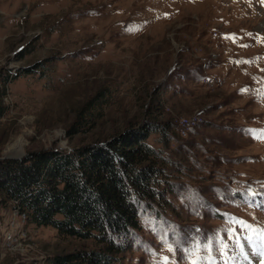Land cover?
I'll list each match as a JSON object with an SVG mask.
<instances>
[{
	"label": "rangeland",
	"instance_id": "374dc122",
	"mask_svg": "<svg viewBox=\"0 0 264 264\" xmlns=\"http://www.w3.org/2000/svg\"><path fill=\"white\" fill-rule=\"evenodd\" d=\"M263 19L261 0H0V158L169 124L147 139L163 198L143 205L116 264H205L209 238L222 264L229 230L264 229ZM13 208L0 203V264L99 246Z\"/></svg>",
	"mask_w": 264,
	"mask_h": 264
},
{
	"label": "trees",
	"instance_id": "16d2710c",
	"mask_svg": "<svg viewBox=\"0 0 264 264\" xmlns=\"http://www.w3.org/2000/svg\"><path fill=\"white\" fill-rule=\"evenodd\" d=\"M0 79L5 84L9 77L0 74ZM5 110L0 99V119ZM168 127L146 121L69 151L46 148L0 158V203L14 207L33 225L99 244L56 254L52 264H116L124 236L140 226L143 205L163 198L157 189L160 156L147 139L160 131L165 136Z\"/></svg>",
	"mask_w": 264,
	"mask_h": 264
},
{
	"label": "snow or ice",
	"instance_id": "6c2138e0",
	"mask_svg": "<svg viewBox=\"0 0 264 264\" xmlns=\"http://www.w3.org/2000/svg\"><path fill=\"white\" fill-rule=\"evenodd\" d=\"M264 3V0H261ZM257 195V194H252ZM241 225V234L237 235L233 230L228 231V237L231 241V248L233 252L231 255L229 252V245L225 244L222 240L216 241V245L219 247L220 257L222 259V264H240V261L243 260L245 264H252V261L249 260V256H259V264H264V229H252V226L247 224V222L240 221ZM245 229L249 231L247 234H244ZM214 241L212 238L208 239L206 244L200 242L197 243L196 249L200 250L201 247L208 252L207 257H200L198 259H203L205 264H214V258L211 256L213 250ZM172 247L169 246V251H172ZM177 251H188V249H179L177 245ZM167 261V257L164 258ZM191 264H196L195 261Z\"/></svg>",
	"mask_w": 264,
	"mask_h": 264
},
{
	"label": "built area",
	"instance_id": "2783aa9c",
	"mask_svg": "<svg viewBox=\"0 0 264 264\" xmlns=\"http://www.w3.org/2000/svg\"><path fill=\"white\" fill-rule=\"evenodd\" d=\"M195 123H196V119H193V120L187 119L185 121L183 128L182 127L181 128L184 130H188L189 128L192 127V124H195ZM13 212H14V214L20 215L22 217V219L26 222L25 215L23 213H19L16 209H13ZM22 234L26 235L23 232H22ZM7 239H9L8 240L9 245H12L11 239H14V238L12 237L11 233L8 234Z\"/></svg>",
	"mask_w": 264,
	"mask_h": 264
},
{
	"label": "water",
	"instance_id": "95a60500",
	"mask_svg": "<svg viewBox=\"0 0 264 264\" xmlns=\"http://www.w3.org/2000/svg\"><path fill=\"white\" fill-rule=\"evenodd\" d=\"M2 159H5V158H13L12 156H8V155H3L1 156Z\"/></svg>",
	"mask_w": 264,
	"mask_h": 264
},
{
	"label": "bare ground",
	"instance_id": "6f19581e",
	"mask_svg": "<svg viewBox=\"0 0 264 264\" xmlns=\"http://www.w3.org/2000/svg\"><path fill=\"white\" fill-rule=\"evenodd\" d=\"M260 25H263V26H264V19H263V21H262V23H261ZM260 27H261V26H260ZM260 27H259V28H260Z\"/></svg>",
	"mask_w": 264,
	"mask_h": 264
}]
</instances>
